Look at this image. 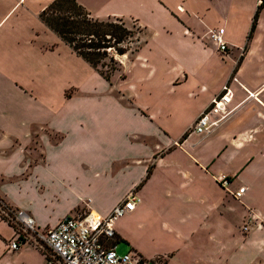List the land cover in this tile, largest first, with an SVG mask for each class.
<instances>
[{
  "label": "crops",
  "instance_id": "obj_1",
  "mask_svg": "<svg viewBox=\"0 0 264 264\" xmlns=\"http://www.w3.org/2000/svg\"><path fill=\"white\" fill-rule=\"evenodd\" d=\"M53 1L0 0V201L45 230L106 217L134 191L116 252L122 241L150 264H264V0H75L149 33L116 86L40 21ZM218 28L225 53L208 37ZM225 84L230 115L190 133ZM18 235L0 216V264H45L29 244L10 248Z\"/></svg>",
  "mask_w": 264,
  "mask_h": 264
},
{
  "label": "built area",
  "instance_id": "obj_2",
  "mask_svg": "<svg viewBox=\"0 0 264 264\" xmlns=\"http://www.w3.org/2000/svg\"><path fill=\"white\" fill-rule=\"evenodd\" d=\"M258 4L262 5L263 0H258ZM208 37L220 53L228 50L223 28L211 30ZM231 100L232 93L225 84L197 116L189 132L198 135L208 133L213 117L220 116L224 120L230 115ZM218 179L221 185L227 184L225 176ZM244 192L245 188H239L233 197L239 199ZM138 201L134 191H131L106 217L87 211L75 217H64L54 227L45 230L39 229L25 212L16 211L1 201L0 216L12 224L19 234L10 248L16 250L21 243L29 244L42 253L45 264H150L130 253L118 254L114 246L108 245L116 240L113 229L115 221L132 212Z\"/></svg>",
  "mask_w": 264,
  "mask_h": 264
},
{
  "label": "trees",
  "instance_id": "obj_3",
  "mask_svg": "<svg viewBox=\"0 0 264 264\" xmlns=\"http://www.w3.org/2000/svg\"><path fill=\"white\" fill-rule=\"evenodd\" d=\"M257 17L258 11L253 16L247 42L252 37ZM39 18L61 42L108 82L117 70L114 55H125L127 48L123 45L134 36L123 23L114 22L112 17L102 20L91 17L75 0H54Z\"/></svg>",
  "mask_w": 264,
  "mask_h": 264
},
{
  "label": "rangeland",
  "instance_id": "obj_4",
  "mask_svg": "<svg viewBox=\"0 0 264 264\" xmlns=\"http://www.w3.org/2000/svg\"><path fill=\"white\" fill-rule=\"evenodd\" d=\"M91 17H93V16H91ZM93 18H95V17H93ZM99 20H102V19H99ZM113 21L116 23H119V24L123 23L130 31H132L134 33V36L128 41L127 45H125V44L123 45L127 48V53L125 54V57H124V55H122V56L117 55V54L114 55V59L118 65L116 67L117 70L111 76L109 83L111 86H116L117 80H116V78L114 80H112V77L117 75V78L120 81H124V79H125L124 64L126 62H131L137 55H139L141 49L147 44V40L149 38V33H148V31L142 29L139 25H137L132 20H123L120 18H113ZM105 62H107V61H105ZM104 70H107V68L105 67ZM123 76H124V78H123ZM129 193H127V194H129ZM69 216L75 217L76 214H70ZM124 220H125L124 218H119L115 221L114 228H113L114 231L118 232V226H120L121 223L124 222ZM124 248L127 249V246L124 242L121 241L117 244L116 249H117L118 253H120V254L123 253Z\"/></svg>",
  "mask_w": 264,
  "mask_h": 264
}]
</instances>
